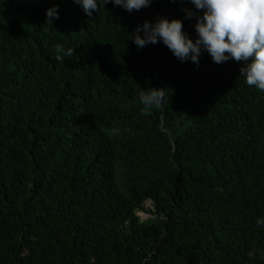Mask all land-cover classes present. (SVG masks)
<instances>
[{
	"label": "trees",
	"instance_id": "16d2710c",
	"mask_svg": "<svg viewBox=\"0 0 264 264\" xmlns=\"http://www.w3.org/2000/svg\"><path fill=\"white\" fill-rule=\"evenodd\" d=\"M185 9L0 0V264H264V91L131 39L163 16L195 40Z\"/></svg>",
	"mask_w": 264,
	"mask_h": 264
},
{
	"label": "clouds",
	"instance_id": "9594fccd",
	"mask_svg": "<svg viewBox=\"0 0 264 264\" xmlns=\"http://www.w3.org/2000/svg\"><path fill=\"white\" fill-rule=\"evenodd\" d=\"M91 16L99 12L101 4L111 3L128 12L147 8L153 0H72ZM177 2V0H170ZM190 2L197 12L185 9L186 18H195V40L188 37L179 19L169 20L158 16L154 21H143L134 29L131 39L138 48L162 42L179 61L191 60L197 66L202 50H206L214 63L228 60L242 62L239 68L249 87L264 91V0H180ZM199 13V14H198ZM58 18L55 8L46 10L45 25L51 28ZM56 59L72 56L73 49L65 50L57 45ZM169 100L164 88L141 89L139 101L143 105L141 114L151 115L153 108H160ZM264 226V218L257 219Z\"/></svg>",
	"mask_w": 264,
	"mask_h": 264
},
{
	"label": "rangeland",
	"instance_id": "374dc122",
	"mask_svg": "<svg viewBox=\"0 0 264 264\" xmlns=\"http://www.w3.org/2000/svg\"><path fill=\"white\" fill-rule=\"evenodd\" d=\"M149 205V201L144 202L145 207H149ZM136 214L140 217V219H145L146 217H148V214L146 212L144 213L143 211H137Z\"/></svg>",
	"mask_w": 264,
	"mask_h": 264
}]
</instances>
